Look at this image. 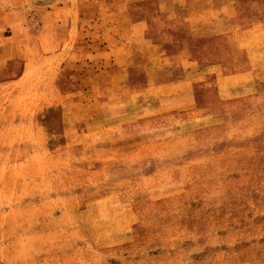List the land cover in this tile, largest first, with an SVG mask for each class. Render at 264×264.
<instances>
[{
  "label": "rangeland",
  "instance_id": "1",
  "mask_svg": "<svg viewBox=\"0 0 264 264\" xmlns=\"http://www.w3.org/2000/svg\"><path fill=\"white\" fill-rule=\"evenodd\" d=\"M135 3L33 0L32 32H0V264H264V88L228 98L208 76L194 108H162L144 89L155 68L133 63L126 84L104 58L123 34L152 55ZM5 6L7 21L20 7ZM53 7L85 26L60 70L41 57Z\"/></svg>",
  "mask_w": 264,
  "mask_h": 264
},
{
  "label": "crops",
  "instance_id": "2",
  "mask_svg": "<svg viewBox=\"0 0 264 264\" xmlns=\"http://www.w3.org/2000/svg\"><path fill=\"white\" fill-rule=\"evenodd\" d=\"M126 1L136 2L137 5V19L131 22L132 30L137 32V48L143 44L152 49V55H128V40L123 34L120 44L115 46H120L122 53L126 52L104 58L114 56L111 59L115 63L120 62V77L125 82L132 78L139 80L141 72L135 67L145 64L155 68L154 74L151 72L152 82L144 89L153 96H163L160 98L163 99L162 108L169 106L167 110L185 111L194 108L193 97L198 95L194 84L205 82L208 76L215 79L218 90L222 92L219 94L228 98L255 94L258 89L264 88V84L258 81L264 77V0ZM6 4L20 7L14 15L16 19L13 16L4 21L1 17ZM30 4L33 0H0V32L15 33L16 29L32 32L33 28L28 23L20 24L30 15L27 9ZM43 10L41 38L47 55L41 57L45 63L56 62L60 70L70 58L76 57L71 50L77 48L85 26L80 24L78 15H70L66 7ZM7 15L6 12L3 16ZM51 22L54 23L53 34L48 29ZM92 28L89 26L86 29L90 38ZM126 31L124 28L123 32ZM148 33H152L151 38ZM88 47H92L89 42ZM133 63L135 67L131 66ZM157 72L167 73L168 80L157 83ZM25 73L28 74L27 71ZM110 83L113 85L114 82ZM136 87L131 83L129 91L138 94ZM160 90L163 92L158 93ZM176 100L183 101L173 108ZM123 109L118 119L135 117L131 109Z\"/></svg>",
  "mask_w": 264,
  "mask_h": 264
}]
</instances>
